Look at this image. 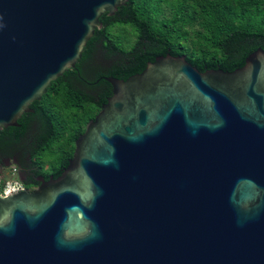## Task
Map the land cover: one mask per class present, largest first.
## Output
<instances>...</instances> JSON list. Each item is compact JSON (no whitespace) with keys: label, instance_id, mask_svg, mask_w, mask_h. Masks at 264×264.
<instances>
[{"label":"water","instance_id":"1","mask_svg":"<svg viewBox=\"0 0 264 264\" xmlns=\"http://www.w3.org/2000/svg\"><path fill=\"white\" fill-rule=\"evenodd\" d=\"M128 0H0V130L74 68ZM61 173L0 193V264H264V50L233 71L156 56Z\"/></svg>","mask_w":264,"mask_h":264},{"label":"trees","instance_id":"2","mask_svg":"<svg viewBox=\"0 0 264 264\" xmlns=\"http://www.w3.org/2000/svg\"><path fill=\"white\" fill-rule=\"evenodd\" d=\"M99 21L75 67L30 103L33 112L22 114L20 126L0 131L10 143H26L28 158L44 176L61 173L76 137L111 95L103 76L126 79L166 53L184 54L200 71H233L257 48L264 50V0H128ZM116 25L129 27L135 39L115 40ZM56 149L65 152L57 165L51 160Z\"/></svg>","mask_w":264,"mask_h":264},{"label":"flooded vegetation","instance_id":"3","mask_svg":"<svg viewBox=\"0 0 264 264\" xmlns=\"http://www.w3.org/2000/svg\"><path fill=\"white\" fill-rule=\"evenodd\" d=\"M10 139L7 134L0 136V175H7L9 169L14 166L16 176L24 186L21 190L26 191L37 188L42 182L41 178L48 180L49 177H53L50 173L47 176L38 173L37 167L32 165V161L28 158L29 153H26L28 147L24 141L10 143Z\"/></svg>","mask_w":264,"mask_h":264},{"label":"rangeland","instance_id":"4","mask_svg":"<svg viewBox=\"0 0 264 264\" xmlns=\"http://www.w3.org/2000/svg\"><path fill=\"white\" fill-rule=\"evenodd\" d=\"M112 37L119 41L120 43L132 42L135 39V35L132 32V30L129 27H124L120 25H116L111 29ZM65 152H62L59 149H56L53 151L52 161L55 163V165L58 164V162L61 160V158L64 156Z\"/></svg>","mask_w":264,"mask_h":264},{"label":"built area","instance_id":"5","mask_svg":"<svg viewBox=\"0 0 264 264\" xmlns=\"http://www.w3.org/2000/svg\"><path fill=\"white\" fill-rule=\"evenodd\" d=\"M23 183L16 176V169L12 166L7 175H0V193L8 195L23 189Z\"/></svg>","mask_w":264,"mask_h":264}]
</instances>
